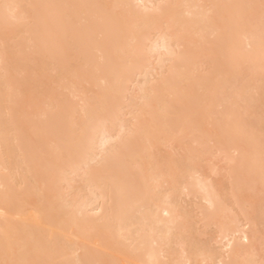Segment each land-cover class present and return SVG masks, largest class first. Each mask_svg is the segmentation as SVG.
Instances as JSON below:
<instances>
[{
    "label": "bare ground",
    "instance_id": "1",
    "mask_svg": "<svg viewBox=\"0 0 264 264\" xmlns=\"http://www.w3.org/2000/svg\"><path fill=\"white\" fill-rule=\"evenodd\" d=\"M0 264H264V0H0Z\"/></svg>",
    "mask_w": 264,
    "mask_h": 264
}]
</instances>
